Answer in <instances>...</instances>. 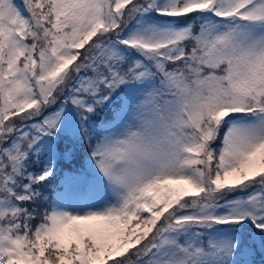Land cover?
<instances>
[{
  "label": "snow or ice",
  "instance_id": "1",
  "mask_svg": "<svg viewBox=\"0 0 264 264\" xmlns=\"http://www.w3.org/2000/svg\"><path fill=\"white\" fill-rule=\"evenodd\" d=\"M0 264H264V0H0Z\"/></svg>",
  "mask_w": 264,
  "mask_h": 264
},
{
  "label": "trees",
  "instance_id": "2",
  "mask_svg": "<svg viewBox=\"0 0 264 264\" xmlns=\"http://www.w3.org/2000/svg\"><path fill=\"white\" fill-rule=\"evenodd\" d=\"M54 190H55V186L53 185V186H51V188H50L51 193H52V191H54Z\"/></svg>",
  "mask_w": 264,
  "mask_h": 264
}]
</instances>
